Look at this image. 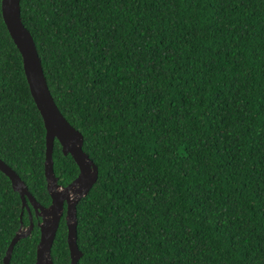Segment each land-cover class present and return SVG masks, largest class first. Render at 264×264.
<instances>
[{
	"label": "trees",
	"instance_id": "1",
	"mask_svg": "<svg viewBox=\"0 0 264 264\" xmlns=\"http://www.w3.org/2000/svg\"><path fill=\"white\" fill-rule=\"evenodd\" d=\"M59 110L98 178L77 264H264V0H20ZM0 159L43 204L45 127L0 2ZM60 185L79 173L56 139ZM34 228L11 264H33ZM22 213V216H21ZM30 223L0 171V264ZM69 264L61 218L51 247Z\"/></svg>",
	"mask_w": 264,
	"mask_h": 264
},
{
	"label": "water",
	"instance_id": "2",
	"mask_svg": "<svg viewBox=\"0 0 264 264\" xmlns=\"http://www.w3.org/2000/svg\"><path fill=\"white\" fill-rule=\"evenodd\" d=\"M0 1L4 24L22 56L30 93L45 127L44 175L47 191L51 198L50 205L48 207L38 205L26 183L2 159H0V171L7 175L13 190L20 195L22 206L26 205L27 199L32 201L36 215L41 216L42 221L38 222L40 239L36 247V260L33 264H54L51 247L64 210H66L69 264H77L82 256L77 242V203L88 194L97 181L98 167L82 149L84 140L82 133L67 121L54 101L33 37L21 20L20 0ZM56 139L63 154H70L79 168L76 178L64 187L58 183V178L53 170V146ZM30 219L29 228L25 231L21 230L22 226H20L12 238L3 257L4 264H11L10 259L15 244L31 233L33 228L31 215Z\"/></svg>",
	"mask_w": 264,
	"mask_h": 264
},
{
	"label": "clouds",
	"instance_id": "3",
	"mask_svg": "<svg viewBox=\"0 0 264 264\" xmlns=\"http://www.w3.org/2000/svg\"><path fill=\"white\" fill-rule=\"evenodd\" d=\"M1 2V1H0ZM73 181V180H72ZM71 181V182H72ZM70 182V183H71ZM68 185V184H67ZM67 185H65V186H67ZM62 187H64V185H61ZM30 192V191H29ZM31 193V192H30ZM32 194V193H31ZM32 196H33V198L35 199V201H36V203L38 204V205H42V206H45V207H48L49 205H50V203L48 204V205H43V204H41L38 200H37V198L32 194ZM83 198V197H82ZM22 202V201H21ZM79 202V201H78ZM65 204V203H64ZM22 208H26L27 210H28V212H29V219H30V215H31V218H32V222H33V216H32V211H31V209H33V212H34V215L36 216V219H37V225H38V222H41L42 221V219H41V216L40 215H36V213H35V210H34V207H33V203H32V201H30V200H26V205H23L22 206ZM39 210V209H38ZM66 214V210H64L63 211V215H62V217H64V219H65V215ZM21 216H22V213H21ZM61 217V218H62ZM41 220V221H40ZM30 221H31V219H30ZM60 221H61V219H60ZM65 222H66V220H65ZM29 225H30V223H29ZM29 225L28 226H24L23 224L21 225L22 227H21V230L23 229V230H27L28 228H29ZM39 227V226H38ZM33 228H34V222H33ZM32 228V229H33ZM32 231V230H31Z\"/></svg>",
	"mask_w": 264,
	"mask_h": 264
},
{
	"label": "flooded vegetation",
	"instance_id": "4",
	"mask_svg": "<svg viewBox=\"0 0 264 264\" xmlns=\"http://www.w3.org/2000/svg\"><path fill=\"white\" fill-rule=\"evenodd\" d=\"M75 178H76V177H75ZM75 178H74V179H75ZM35 217H36V216H35ZM40 221H41V220H40Z\"/></svg>",
	"mask_w": 264,
	"mask_h": 264
}]
</instances>
